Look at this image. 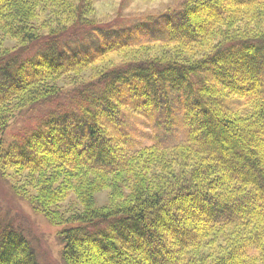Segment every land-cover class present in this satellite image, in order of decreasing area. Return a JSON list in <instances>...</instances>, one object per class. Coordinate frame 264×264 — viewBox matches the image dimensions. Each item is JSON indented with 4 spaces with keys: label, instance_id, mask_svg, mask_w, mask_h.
I'll return each instance as SVG.
<instances>
[{
    "label": "trees",
    "instance_id": "trees-1",
    "mask_svg": "<svg viewBox=\"0 0 264 264\" xmlns=\"http://www.w3.org/2000/svg\"><path fill=\"white\" fill-rule=\"evenodd\" d=\"M95 1L0 0V136L50 105L0 139L1 174L64 264H264V0H181L137 32ZM0 264H41L1 219Z\"/></svg>",
    "mask_w": 264,
    "mask_h": 264
},
{
    "label": "rangeland",
    "instance_id": "rangeland-1",
    "mask_svg": "<svg viewBox=\"0 0 264 264\" xmlns=\"http://www.w3.org/2000/svg\"><path fill=\"white\" fill-rule=\"evenodd\" d=\"M181 0H96L95 12L98 21L112 25L114 28H125V31L137 32L141 22L151 26L156 18L175 6ZM149 24V23H148ZM50 105H39L28 112L14 117L5 133L0 136L4 146L12 144L20 138L32 124L42 116ZM136 134L135 141L140 142L143 135H149L147 122L140 121L132 125ZM146 128V131H145ZM167 143L173 141L169 135L163 136ZM144 142V140H143ZM14 179L10 173L0 172V219L10 223L23 232L35 248L41 264H64L61 258L62 240L58 234L60 226L52 224L43 214L35 211L25 197L15 192ZM100 204L107 200V192L98 194Z\"/></svg>",
    "mask_w": 264,
    "mask_h": 264
}]
</instances>
